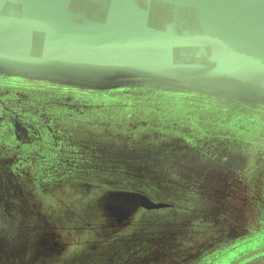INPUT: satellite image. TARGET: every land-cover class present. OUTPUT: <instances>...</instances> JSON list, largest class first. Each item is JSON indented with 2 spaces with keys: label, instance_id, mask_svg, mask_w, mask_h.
<instances>
[{
  "label": "rangeland",
  "instance_id": "obj_1",
  "mask_svg": "<svg viewBox=\"0 0 264 264\" xmlns=\"http://www.w3.org/2000/svg\"><path fill=\"white\" fill-rule=\"evenodd\" d=\"M16 93L28 96L27 104L14 100ZM263 101L169 79H67L0 69V108L9 109L15 122L27 121V133L43 146L40 155H30L27 176L0 169V193L12 178L36 189L38 164L57 171V186L51 195L44 192L51 201L25 199L23 215L14 209L8 233L0 235L9 239L13 261L30 264L22 260L49 247L57 252L62 245L56 242L69 241L66 264H119L123 256L130 264L139 255L132 264H185L186 258L163 261L165 244L149 248L150 255L142 249L147 242L178 241L174 229L184 221L224 223L228 215L232 231L237 224L247 228L229 230V241L194 264H264ZM16 104L23 105L15 110L19 119ZM121 189L174 206L142 208L119 226L104 200ZM257 195L260 214L248 220L244 210ZM71 249L80 252L73 256Z\"/></svg>",
  "mask_w": 264,
  "mask_h": 264
},
{
  "label": "water",
  "instance_id": "obj_2",
  "mask_svg": "<svg viewBox=\"0 0 264 264\" xmlns=\"http://www.w3.org/2000/svg\"><path fill=\"white\" fill-rule=\"evenodd\" d=\"M157 3L172 20L155 22ZM0 69L264 98V0H0ZM168 205L125 190L105 201L120 219Z\"/></svg>",
  "mask_w": 264,
  "mask_h": 264
},
{
  "label": "flooded vegetation",
  "instance_id": "obj_3",
  "mask_svg": "<svg viewBox=\"0 0 264 264\" xmlns=\"http://www.w3.org/2000/svg\"><path fill=\"white\" fill-rule=\"evenodd\" d=\"M158 6L157 10L158 12H156V14H158V16H154L155 22L156 23H166L169 22L170 20H172V12L167 13L168 11V7L166 6V4H156ZM168 8V9H167ZM16 101L19 102H24V100L28 97L26 95H21L19 93H16V95H14ZM13 99V98H12ZM27 100V99H26ZM13 101V100H12ZM14 103V102H12ZM26 103V102H24ZM27 104V103H26ZM16 106V107H15ZM17 106H23L22 104H16L14 105V110L19 109V107ZM2 108H0V114L1 117H3L4 119V125H2L4 127L2 133L0 134V169L1 171L4 172V174L6 173H13V174H21L23 176H27L26 174V168L27 167V161L28 159L31 157V154H35L40 155V151L43 150V146H37V141L38 139H35L33 137L30 136L28 132V122L25 120H21V121H16L17 124H19V128L17 127L16 122L12 119L14 117H12V114L10 113L9 109H6L4 106H1ZM261 108L264 109V101L261 104ZM16 117L19 119L20 118V114L17 113L15 111ZM20 128H24L25 129V134H20L19 133V129ZM13 134V135H12ZM29 134V135H28ZM28 138V139H27ZM39 151V152H38ZM258 154H262V152H258ZM258 154H256L257 156L252 158L253 161H257L259 160V156ZM5 158V159H4ZM5 160V161H4ZM42 167L40 166V164L37 165L38 169L36 170L35 176L37 178V185L38 187H30V183H26L25 187H21L20 183L18 182L19 180L16 178H12L11 182L6 183L3 182V184L5 185V187L3 188V190H1L0 193V235L4 236V233H8L7 231H9V222L13 221L14 218L16 217V215L14 214V209L17 210V214L19 215H23L24 209L27 207L24 204V200L25 199H30L32 201H36L38 200V202L41 204V202H50L51 199L49 198H45V196H47L44 192H47L51 195V193L53 192L52 190L55 189V187L57 186V183L55 182L56 178L55 175L57 173V171L55 170V168H44L43 167V163L41 164ZM61 167H59L58 169H60ZM57 169V170H58ZM47 179H45V178ZM42 178L44 179V181L42 180ZM26 180H28V178L26 177ZM45 180L47 182H45ZM60 186V185H59ZM40 190L42 191V195L40 193ZM123 190V189H121ZM121 190H114L111 191L106 197V198L113 192H117V191H121ZM34 191L35 194H34ZM125 191H130V190H125ZM133 192H138V191H133ZM142 193V192H139ZM144 194V193H142ZM36 195V196H35ZM146 195V194H144ZM147 196V195H146ZM259 195L255 196V197H251L249 199L250 202V208H247V210H244V213L246 214V217L249 219H253V217H258L260 212L257 213L258 208L260 207V200H259ZM38 197V198H37ZM156 202V201H155ZM168 203L169 205L166 207H170V206H174L172 203L170 202H165ZM35 205V204H34ZM36 206V205H35ZM32 207V206H31ZM30 208V206H29ZM146 209L149 210L145 207H140V209ZM156 209V208H154ZM151 210V209H150ZM35 212V211H34ZM110 214L113 216V220L119 225L121 226L124 223L130 222V218L127 219H120L119 216H117L116 214H114L112 211H110ZM228 214V213H227ZM232 214V213H229ZM235 214V213H234ZM44 215V214H43ZM237 216V215H236ZM44 217H46L44 215ZM189 217V216H186ZM238 217V216H237ZM21 220L23 217H20ZM196 219H198L197 217L194 218L192 220L191 223H186V221H184L181 226H178L174 229V232L177 233V235H181L180 237H176L179 240L177 241H170L168 242L169 238H166L167 242H154L150 243L147 242V247L143 250V254L144 256L146 255V253L148 255H150L151 250H149V248H159L158 244H162L160 245V248L163 246V244L166 245V247L164 248V256H166L167 259H163V261H169L170 259H172V261H169L170 263H180L179 260H174L176 258L182 259V258H186L185 260V264H194L195 262H197L199 259L205 257L206 255H208L210 252H212L216 247H220L221 243H225L227 241H229V236L230 234H228L229 230H231V233L234 232H240L243 231L246 227L245 224H237L235 225V230L232 231V220H231V216L228 217V215L224 218L225 221L223 222H218L216 221V219L211 220L210 222H205L202 219H198L199 221H195ZM220 220V219H219ZM21 222L18 221V225H20ZM18 225H16V227H18ZM17 229V228H16ZM224 235V236H222ZM227 236V237H226ZM1 238V237H0ZM175 238V239H176ZM157 239V238H156ZM2 241H0V264H22L20 263V261L14 260L15 259V252L14 250H12V252H9V239L7 238H1ZM69 241L67 242H56L55 244L58 245H62L57 252H51V248H48L49 252H46L45 254H41L38 251L36 252V256H41V257H27L26 259H23L22 262L23 263H30V264H66L68 263V259L65 258V254L66 251L68 249L69 250ZM153 245V246H151ZM66 247V248H65ZM94 249V248H91ZM173 250H177L178 252H174L175 256L172 255ZM71 254L74 256L75 254L80 252V249H71ZM162 252V251H161ZM79 255V254H78ZM130 257V256H129ZM140 255L138 256V258L134 257V258H130L131 260H133L132 262H130V264L134 263V262H138L140 260ZM65 258V260H64ZM125 256H123L120 260H119V264H126L125 261ZM174 258V259H173ZM62 261H64L63 263H61Z\"/></svg>",
  "mask_w": 264,
  "mask_h": 264
}]
</instances>
